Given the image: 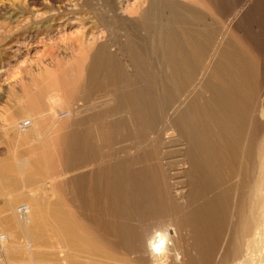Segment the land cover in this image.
Segmentation results:
<instances>
[{
  "label": "bare ground",
  "instance_id": "6f19581e",
  "mask_svg": "<svg viewBox=\"0 0 264 264\" xmlns=\"http://www.w3.org/2000/svg\"><path fill=\"white\" fill-rule=\"evenodd\" d=\"M239 1L233 6L230 0L106 1L103 29L93 26L96 32L80 41L82 50L66 69H47L27 98L29 110L6 121L0 229L11 241L13 234L26 237L27 244L12 246L8 240L0 263L21 264L20 247L39 258L36 264H46L50 250L61 248L72 253L67 264H132L136 257L129 263L127 253L126 260L117 259L96 246L97 233L132 243V250L153 260L159 255L177 260L175 252L184 250L179 264H212L213 237L221 231L236 263L264 261V38L254 39L259 26L253 37L242 26L264 0H245L227 23ZM78 8L59 14L73 15ZM32 15L40 18L39 12ZM40 105L46 112L33 109ZM24 118L31 125L19 129ZM122 143L125 150L117 154ZM21 147L27 148L24 159ZM66 156L73 211L59 193L47 197L42 187L60 185L69 175L58 166ZM180 178L184 181L174 183ZM176 184L183 185L179 194ZM19 202L30 207L25 219L15 209ZM80 206L93 232L82 227ZM132 218L141 226L133 242L126 227ZM150 222L158 234L147 243L149 253Z\"/></svg>",
  "mask_w": 264,
  "mask_h": 264
},
{
  "label": "rangeland",
  "instance_id": "374dc122",
  "mask_svg": "<svg viewBox=\"0 0 264 264\" xmlns=\"http://www.w3.org/2000/svg\"><path fill=\"white\" fill-rule=\"evenodd\" d=\"M97 1L96 0H0V155L2 156L3 159L7 160L9 156V152H8L9 144H8V139L5 136L6 134L4 131L6 121L11 116L22 114L26 110H29L31 99H27V98H29L31 93L35 92V86L41 82V78L45 74L47 69L48 70L50 69L57 70L58 68H60L61 70L66 69L68 66L72 64V58L75 55L79 54L78 52L82 50V44L80 43V41L88 42L90 40L89 38H91V34L93 32H96V30L93 29V26H98L103 29V27L101 26V22H100V15H101L102 9L107 6L105 3L109 2V0H99L98 2ZM244 3H245V0H240L238 2L236 11L233 12V14L227 19V23H231L234 20L235 14L237 12H240V10L244 9L243 8ZM75 4H77L79 7L75 14L70 15V13H67V12H66L67 14L65 13L59 14L61 13V11H68L69 10L68 7L73 6ZM233 5H234V0H230L229 6H233ZM262 5L263 6H261L260 8L257 7L254 10L250 11L242 22V26L247 27L248 32L252 37L254 36V33H255L253 30V27L259 26V28L261 29V32L259 34L257 33L254 36L255 41L258 43L263 42V38H264V4ZM35 12L36 13L39 12L40 18L34 19L35 16L32 17L33 16L32 14H34ZM44 13H46L47 16H45ZM55 13L56 14L58 13L57 15L58 19H54V18H57V17H53ZM74 19H78V21H75ZM69 21L71 23H74V25L65 26L66 23H69ZM112 33L115 35L114 39L120 40L119 38L120 33H118V31L117 32L115 31ZM109 36H110V33H108V38H110ZM88 55H89V52H88ZM89 58H90V55L88 56V59L85 63L87 66L90 64ZM263 58H264V55H263ZM261 73L262 74L260 75V79H262L261 82H263L264 84V59H263V68H262ZM40 104H42V102H40ZM80 104L82 105L85 104V100H83ZM33 109H35L37 112H46L47 106L40 105L38 106V108L34 107ZM29 120H30L29 118L21 119L18 125L19 129L21 128V124L23 122L29 121ZM263 124H264V120H263ZM124 145H127V144L122 143V144L116 145L115 149L117 151L116 152L117 154L125 150V148L123 149ZM26 151H27L26 147H21L19 157L24 159V157L27 154ZM255 160H256V157L253 158V164L256 163ZM61 165L66 168L67 174H69L70 173L69 169L71 166L70 158H68L67 156L63 158L61 164L58 166L60 167ZM250 176H251L250 183L252 182L251 184H253L254 181L256 180V179L254 180L253 178L257 177V173L255 174L253 172ZM70 178H71V174L62 177L59 182L60 185L54 184V187H53L48 184H45L42 187H43V192L45 196L47 197L51 196V193L53 192L59 193L58 196L62 198L65 202V208L69 209V211H73L74 204L71 203L72 202L71 201L72 186L70 184ZM183 181L184 179L180 178V179L174 180V183L176 182L181 183ZM0 183H1V180H0ZM250 186H253V185H250ZM182 187L183 185L178 184L175 188L176 189L175 193L179 194V191L181 192ZM4 203H5V199H3V197H1L0 195V208L3 207ZM21 203L22 202H19L18 204H16L15 209L19 207ZM84 208L85 206L84 207L80 206V210L77 211L82 219V227L88 232H91V231L93 232L92 227L87 223V221L84 220L87 218L86 216L87 212L84 210ZM10 213L11 211L8 212V214ZM127 226L131 234H133L132 237L133 236L135 237L137 233L141 230L140 224L136 222L135 219L133 218L128 223H126V227ZM148 230L151 232H149ZM156 230L157 229L154 227V224L150 222L146 230L148 232V238L149 236L150 238L152 237V235L154 236L151 238L152 239L151 241H149L150 240L149 238L148 241L146 242V248L148 250L150 249L149 244H151V242L154 240L153 238H155ZM0 231L4 233L3 229H0ZM47 232H49L47 235V239L49 240V234L51 235L52 231L48 230ZM222 232L224 231H221V233L218 234V238L220 239H218L217 236L213 237L215 240L212 238L213 241H215V243L213 242L215 246H214V252H213L214 262L212 264H216V263L226 264V261H228L227 259L231 260L230 257H232L231 252L228 251V245L226 246L227 243H225L227 242L226 241L227 238L225 237V233L223 234ZM170 233L173 236L174 233L172 231ZM223 236H224V239L226 238L225 242H223L224 241ZM12 237H13L12 241L8 239L9 241H11V244L13 242L12 246L16 245V246L25 247V245L27 244V241H26L27 239L24 236L13 234ZM134 237L131 238V242L134 241ZM51 241L52 240L50 239L49 242ZM118 242L117 240L114 242L106 238H103L102 235L97 234V233L95 234V237H94L95 245L101 247L102 250L105 249L103 251L105 252L107 251L106 253L108 254L109 257H114V258L117 257V259H120L124 256L126 257V255H124L123 253L125 254L127 253V257L129 258L127 257L126 258L127 260L130 261V262L128 261L129 263H131V261L133 260L132 258H135V257L136 258L138 257L139 259L141 258L140 260L138 258L137 259L135 258L132 261V264L133 263L136 264L135 262H138V261L140 263H137V264H141V262L143 263L145 262L146 264H149L151 261H152L151 264H156L157 262L158 264L160 263L162 264L164 261H165L164 262L165 264L166 262L167 263L171 262L172 264L173 263L179 264L185 259L184 257L185 251L182 250L179 252L177 251L178 253L175 251H172L170 253V257H172L171 254L175 252L176 256H174V259H177V260L172 261L173 257L166 259V258L161 257V255H159L158 258L156 257L157 258V259L155 258L156 260H153L154 258H152V256H150L148 253L145 256V255L140 254L134 249L132 250L131 248L132 243L122 244ZM170 242L171 240L168 241L167 244H168V247L172 248L173 243L172 242L170 243ZM224 243L227 248L223 245ZM222 245L225 247L224 250L227 249L229 253L226 250L225 251L223 250ZM22 248L20 247L16 248V251L18 253L17 256L19 257L17 258L20 263L22 262L21 264H34V262L35 264L39 263L38 262L39 260H37L39 258H37L36 256H35L36 258H33L34 256H32V254L25 255ZM106 249H109L110 252L109 250H106ZM122 249L124 252L122 251ZM215 250H217L218 252L220 251V254L219 253L217 254V252L215 253ZM50 251L52 252L51 253L52 255L47 258L48 261L46 262V264H49V263L50 264H59V263L67 264L68 263L64 259H67V256H69V253H70L69 249L65 250V248H61V250H59L61 251V253H57L54 249ZM148 252L150 253V250ZM221 252H224L223 253L224 256L221 255ZM54 253L55 255L56 254L58 255L54 256L53 255ZM70 254L72 255V253ZM177 254H179V256H177ZM225 254L227 255L226 257L228 258L225 257ZM181 255H183L184 258ZM59 256L60 258L58 260ZM118 256L119 257L121 256V257L119 258ZM125 257H124V260H126ZM256 258H254L253 260L254 262L261 261L260 264H264V261L262 258H261L262 260L260 259V257L259 259L258 257ZM144 259L145 261H141ZM148 260H150V262ZM160 260L161 261L163 260V261L161 262ZM228 262H229L228 264H233V263L239 264V262L237 263L235 262L233 257L231 260L232 263H230V261ZM256 262L254 264H259L258 262L257 263Z\"/></svg>",
  "mask_w": 264,
  "mask_h": 264
},
{
  "label": "built area",
  "instance_id": "2783aa9c",
  "mask_svg": "<svg viewBox=\"0 0 264 264\" xmlns=\"http://www.w3.org/2000/svg\"><path fill=\"white\" fill-rule=\"evenodd\" d=\"M30 125H31V123H30L29 121H27V122H23V123L21 124V128H22V129H27V128L30 127ZM29 213H30V207H29V206L22 204V205H20V206L18 207V215H19V217L25 219V218L28 217ZM7 241H8L7 236H6L3 232L0 231V248H1L5 243H7ZM0 264H3V263H0Z\"/></svg>",
  "mask_w": 264,
  "mask_h": 264
}]
</instances>
